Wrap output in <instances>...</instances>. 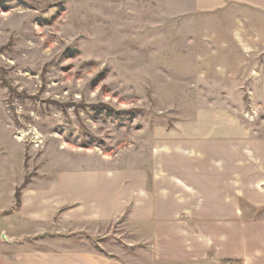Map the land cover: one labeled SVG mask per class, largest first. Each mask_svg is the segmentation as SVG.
I'll return each mask as SVG.
<instances>
[{
    "label": "rangeland",
    "instance_id": "rangeland-1",
    "mask_svg": "<svg viewBox=\"0 0 264 264\" xmlns=\"http://www.w3.org/2000/svg\"><path fill=\"white\" fill-rule=\"evenodd\" d=\"M260 14L236 0H0V159L19 198L65 170L125 166L155 128L212 107L251 121L253 103L222 89L253 64L242 49ZM102 230L90 248L115 264H221L157 263L126 228Z\"/></svg>",
    "mask_w": 264,
    "mask_h": 264
},
{
    "label": "crops",
    "instance_id": "crops-1",
    "mask_svg": "<svg viewBox=\"0 0 264 264\" xmlns=\"http://www.w3.org/2000/svg\"><path fill=\"white\" fill-rule=\"evenodd\" d=\"M236 1L261 12L255 44L242 49L254 62L227 69L237 79L222 95L247 97L252 120L223 106L197 112L189 125L155 128L125 166L51 175L44 188H23L18 205L21 178L0 159V264H115L88 238L111 223L157 263L264 264V0Z\"/></svg>",
    "mask_w": 264,
    "mask_h": 264
},
{
    "label": "trees",
    "instance_id": "trees-1",
    "mask_svg": "<svg viewBox=\"0 0 264 264\" xmlns=\"http://www.w3.org/2000/svg\"><path fill=\"white\" fill-rule=\"evenodd\" d=\"M15 198H16V205H18L19 203V194L17 192H15Z\"/></svg>",
    "mask_w": 264,
    "mask_h": 264
}]
</instances>
